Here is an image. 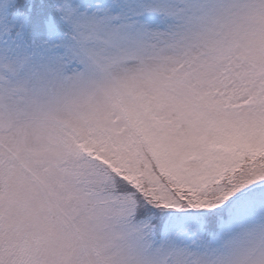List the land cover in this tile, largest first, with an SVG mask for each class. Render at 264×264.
I'll list each match as a JSON object with an SVG mask.
<instances>
[{
	"label": "snow or ice",
	"instance_id": "6c2138e0",
	"mask_svg": "<svg viewBox=\"0 0 264 264\" xmlns=\"http://www.w3.org/2000/svg\"><path fill=\"white\" fill-rule=\"evenodd\" d=\"M0 264H264V0H0Z\"/></svg>",
	"mask_w": 264,
	"mask_h": 264
}]
</instances>
